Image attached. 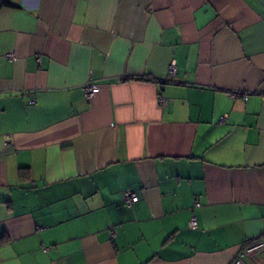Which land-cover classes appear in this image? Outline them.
I'll list each match as a JSON object with an SVG mask.
<instances>
[{"label":"crops","instance_id":"1","mask_svg":"<svg viewBox=\"0 0 264 264\" xmlns=\"http://www.w3.org/2000/svg\"><path fill=\"white\" fill-rule=\"evenodd\" d=\"M257 240L264 0H0V264H229Z\"/></svg>","mask_w":264,"mask_h":264},{"label":"built area","instance_id":"2","mask_svg":"<svg viewBox=\"0 0 264 264\" xmlns=\"http://www.w3.org/2000/svg\"><path fill=\"white\" fill-rule=\"evenodd\" d=\"M174 70H175V65L172 63L169 66L170 74H173ZM99 89H100L99 84L96 82H92V81H87L81 87V91H82V93L86 99L92 98L99 91ZM232 96L235 97L236 93H233ZM244 98H246V96H244ZM160 101H161V103H163L164 99L161 98ZM138 198L139 197H138L137 193L132 192V191H125L123 194L124 203L126 205H131L132 203L136 202L138 200ZM196 205H198V204H196ZM188 226H189V228H192V229H195L198 226L197 219L193 214H191V216L189 218ZM262 246H264V241H262V240H257V241H253V242H249V243H245V244L241 245L236 256L230 261L229 264H241L242 257L245 254L256 251L259 248H261Z\"/></svg>","mask_w":264,"mask_h":264}]
</instances>
